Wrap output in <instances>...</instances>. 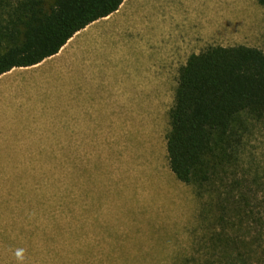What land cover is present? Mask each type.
<instances>
[{"label": "rangeland", "instance_id": "obj_1", "mask_svg": "<svg viewBox=\"0 0 264 264\" xmlns=\"http://www.w3.org/2000/svg\"><path fill=\"white\" fill-rule=\"evenodd\" d=\"M162 2L173 27L165 64L150 36L146 65L143 56L108 97L87 98L85 113L54 115L46 137L30 145L0 139V264H207L223 251L212 242L221 227L209 193L200 196L169 166V112L191 53L239 44L264 51V6ZM134 41V53L144 48L140 34ZM245 124L236 170L251 168L264 183V121Z\"/></svg>", "mask_w": 264, "mask_h": 264}, {"label": "trees", "instance_id": "obj_2", "mask_svg": "<svg viewBox=\"0 0 264 264\" xmlns=\"http://www.w3.org/2000/svg\"><path fill=\"white\" fill-rule=\"evenodd\" d=\"M264 6V0H257ZM124 0H0V75L59 52L78 31ZM167 133L176 177L206 191L222 252L207 264H264V183L237 171L246 117L264 121V51L245 44L191 53L179 67Z\"/></svg>", "mask_w": 264, "mask_h": 264}, {"label": "crops", "instance_id": "obj_3", "mask_svg": "<svg viewBox=\"0 0 264 264\" xmlns=\"http://www.w3.org/2000/svg\"><path fill=\"white\" fill-rule=\"evenodd\" d=\"M162 3L124 0L118 10L74 34L56 54L1 74L0 139L30 145L46 137L54 115L85 113L91 104L87 98L108 97L118 82L132 78L143 56L146 65L150 36H156V58L165 64V29L173 27L166 25ZM138 34L146 43L144 48L143 43L137 45L134 53ZM101 53L107 58L98 62Z\"/></svg>", "mask_w": 264, "mask_h": 264}]
</instances>
